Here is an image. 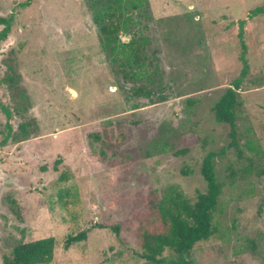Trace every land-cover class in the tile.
<instances>
[{"label":"rangeland","instance_id":"374dc122","mask_svg":"<svg viewBox=\"0 0 264 264\" xmlns=\"http://www.w3.org/2000/svg\"><path fill=\"white\" fill-rule=\"evenodd\" d=\"M25 1L0 0V18L15 16L0 44V103L13 111L5 141L0 110V264L50 237V264H154L140 257L139 232L175 192L191 203L207 192L211 152L222 188L214 234L186 260L264 264V14L249 19L264 0H143L117 20L132 19L119 40L135 38L139 62L102 43L90 0ZM242 20L250 71L234 140L214 108L243 68Z\"/></svg>","mask_w":264,"mask_h":264},{"label":"trees","instance_id":"16d2710c","mask_svg":"<svg viewBox=\"0 0 264 264\" xmlns=\"http://www.w3.org/2000/svg\"><path fill=\"white\" fill-rule=\"evenodd\" d=\"M33 0H26L19 4L22 8L31 6ZM143 0H90L93 11V20L98 27L102 43L110 47L112 51H118L126 54L131 62H139L138 51L140 49L135 41L126 46L121 44L119 34L126 32L128 23L132 21L128 18L124 22H117L119 14L124 13L125 9L132 8L136 10ZM260 14H264V6L253 10L249 19ZM113 20V21H112ZM15 21L14 14L9 17L0 18V44L7 39L12 31ZM247 20L239 22L238 38L240 40L242 53L240 59L243 68L240 76L232 83L226 94L219 100L214 108L215 118L220 123H227L232 127V137H236V120L238 106L239 85L246 79L250 71V65L247 60V45L245 42V26ZM11 79V78H10ZM0 110L8 119V133L5 141L12 137V127L9 120L13 116V111L0 103ZM20 137L29 138L31 132L27 124H20ZM186 152V151H185ZM219 154L209 153L203 162L202 175L208 184L206 193L198 195L197 200L191 203L181 192H175L166 202H161L157 207L158 221L153 229H142L138 237L142 243L143 253L140 257L154 264H164L166 259L162 257L166 249H171L178 256L176 264H190L186 256L194 246L205 240H209L214 234L213 214L217 210L219 197L222 194V188L217 181L214 159ZM96 227L100 229L108 228L101 224ZM116 234H120V227L111 228ZM88 230L77 235H71L66 239L65 248L69 249L73 244L83 242L88 238ZM56 241L55 238H44L33 242L22 243L13 248L10 256L4 258V264H50L55 257Z\"/></svg>","mask_w":264,"mask_h":264}]
</instances>
